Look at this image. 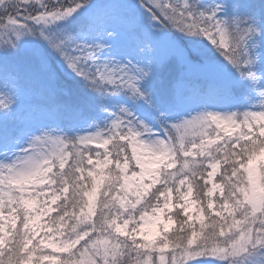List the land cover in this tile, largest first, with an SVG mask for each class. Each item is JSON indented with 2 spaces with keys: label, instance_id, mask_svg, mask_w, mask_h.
Here are the masks:
<instances>
[{
  "label": "snow or ice",
  "instance_id": "snow-or-ice-1",
  "mask_svg": "<svg viewBox=\"0 0 264 264\" xmlns=\"http://www.w3.org/2000/svg\"><path fill=\"white\" fill-rule=\"evenodd\" d=\"M0 264H264V0H0Z\"/></svg>",
  "mask_w": 264,
  "mask_h": 264
}]
</instances>
